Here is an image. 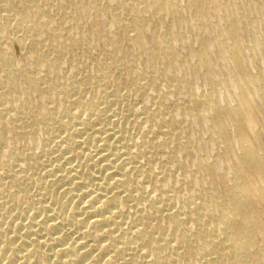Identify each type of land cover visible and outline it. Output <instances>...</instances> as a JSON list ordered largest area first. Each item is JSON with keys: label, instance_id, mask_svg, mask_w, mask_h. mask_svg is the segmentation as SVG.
Here are the masks:
<instances>
[{"label": "bare ground", "instance_id": "1", "mask_svg": "<svg viewBox=\"0 0 264 264\" xmlns=\"http://www.w3.org/2000/svg\"><path fill=\"white\" fill-rule=\"evenodd\" d=\"M87 1L94 30L107 28L112 7L115 33L103 61L85 41L68 74L79 44L61 30L84 32L83 1L0 0V264H264V33L258 27L261 50L248 46L250 61L238 27L250 5L187 0V15L172 0ZM210 9L219 33L209 43ZM165 15L188 26V55L166 23L157 29ZM148 35L159 45H144L155 85L137 68ZM13 40L27 61L13 57ZM121 41L136 48L130 63ZM212 44L226 52L232 89L210 77L202 89L157 62L184 69L192 59L204 70ZM90 59L95 80L82 72ZM57 92L62 111L49 106ZM192 123L205 126L194 136L211 159L185 134Z\"/></svg>", "mask_w": 264, "mask_h": 264}, {"label": "rangeland", "instance_id": "2", "mask_svg": "<svg viewBox=\"0 0 264 264\" xmlns=\"http://www.w3.org/2000/svg\"><path fill=\"white\" fill-rule=\"evenodd\" d=\"M78 1V0H75ZM83 1L85 5V11L86 13L83 14L81 17V20L83 21L82 27H84V32L81 33L80 28L77 27H71L69 30L64 31L61 30L63 34L67 35V37H76L78 40L79 47H76L74 51L70 52L67 55V61L64 63V69L68 74H75L77 72V68L80 67L77 65V61H82L84 58V52L81 47H84L87 42L91 44V46H94V53L93 56L94 58L101 59L103 61L104 56L108 53L106 50V46L104 45V41H107V37H112V35L115 33L114 31V26H112V16H111V11L112 7H109V11L107 16L104 18V22L107 25V28L103 24H100L97 30H94L91 27L90 21L92 17L94 16V9L91 7L89 2L87 0H81ZM174 3L180 2L183 4V7H186V14L187 15H192L193 14V9L191 5L187 2V0H172ZM222 1V0H220ZM228 2L232 7H236L241 9L242 11H246L244 7V3H248L250 6L249 11L245 14V16H238V27H239V36L240 39L246 44L247 47H245L244 52L251 61L253 59V56L250 55V51L248 46L253 45L255 50L259 51L260 49V44H259V37L260 35L257 34V31L261 28L262 30L258 31L264 33V0H223ZM243 1V2H242ZM74 3V0H61V4L66 5V6H71ZM112 4V3H111ZM243 4V6L241 5ZM241 5V6H240ZM252 8V9H251ZM211 12V13H210ZM208 18L209 24L208 27V32L205 35V39L207 41L212 42V39L216 36L218 32V27L216 25V15L213 9H210L208 12ZM246 19V20H244ZM156 25L157 29L161 30L164 27V23L173 31L176 35L175 38V43L180 47V49L183 51V55H188L189 54V46L185 45L183 43V40H188L187 38V33L190 32L188 26L186 25L185 27L181 24H179L177 21H173L170 18V15H165L163 20H156ZM259 27V29H258ZM108 28L110 29V32H108ZM258 29V30H257ZM82 30V29H81ZM49 35V34H47ZM148 39L146 38L145 42L142 45V48L140 49L139 52V59L141 61L138 62L137 68L145 72L147 74L148 80L152 85H155L157 83V79L155 74H150L149 73V67H148V54H147V48L144 46H152L153 48H159V45L155 44L151 37ZM87 41V42H85ZM17 40H13L10 42V49L12 52L13 57L20 61H27V59H22L23 57V51L22 48H20L19 44L17 45ZM121 48L123 49V55L126 63H130L132 59H134L133 56L136 55V48L130 44V42L126 41H121ZM197 45V42L194 40V45ZM81 46V47H80ZM209 47V46H208ZM209 52V60H208V65L206 66V69L201 70L197 67L196 61H193L190 59L189 63H186L184 66V69L179 68V66L176 65H171L169 63H166L163 58H159L157 60L158 64L162 66V69L166 71L167 76H177L180 74V72L187 73L189 76L193 78L195 81L196 85L202 89L206 88L207 80L210 77L211 80H216V79H221L223 82H225L226 86H228L230 89L233 88V85L230 82V79L227 75V70L225 68V51L224 48H221L217 45H213L208 48ZM134 54V55H133ZM133 55V56H132ZM93 60H88L87 65L85 68H82V72L86 73L92 80H95L98 77V72L93 64L90 62ZM28 65V64H27ZM262 67L264 69V62L262 63ZM159 68H161L159 66ZM62 84L59 83V86ZM123 86L125 87H130L131 82L129 80H126V78H123ZM63 87H59V89H62ZM223 94V92H220ZM56 94H60L59 96H56L55 94L52 95V100L49 102L50 107H54L57 111H62L63 107V96L60 92H57ZM86 95H91V93H86ZM134 97L138 98L137 101L140 102V98L137 95H134ZM175 102L180 103L181 105L188 103V97L185 94H177L173 96ZM43 100L41 96L33 95V97L30 99L31 103H34L37 105L38 108L42 109L43 106ZM142 101V100H141ZM145 104L148 103L147 99H144ZM182 117L179 116L178 120H180ZM182 121V120H181ZM191 123V122H190ZM205 127V126H204ZM201 125H195L194 123L190 124V127L188 130H186V135H198L201 137H205V129ZM40 141H38V145H40ZM192 146L194 148H199L198 154H201L204 157H207L208 159L212 158V153L209 151L208 145L205 144V142H202L199 138H195L194 136V141L192 143ZM183 151V150H181ZM179 157L181 158L180 154L178 153ZM220 165L223 166L222 161L219 162ZM219 165V168L221 169Z\"/></svg>", "mask_w": 264, "mask_h": 264}]
</instances>
